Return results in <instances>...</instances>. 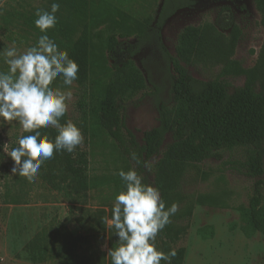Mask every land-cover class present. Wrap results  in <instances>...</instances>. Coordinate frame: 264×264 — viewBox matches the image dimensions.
Returning a JSON list of instances; mask_svg holds the SVG:
<instances>
[{
    "label": "rangeland",
    "instance_id": "obj_1",
    "mask_svg": "<svg viewBox=\"0 0 264 264\" xmlns=\"http://www.w3.org/2000/svg\"><path fill=\"white\" fill-rule=\"evenodd\" d=\"M164 0H5L0 6V50L15 46L20 52L36 44L43 33L36 27L37 9L51 10L60 5L58 22L47 34L60 50L70 53L86 30L94 37L95 27L85 29L92 12L102 3L118 12L115 19L135 35L153 26ZM197 27L206 32L215 46L212 57L188 64L189 73L199 80H226L230 91L255 84L264 96V0H199L194 7L177 11L162 30L165 49L176 55L178 37L184 28ZM102 28V27H100ZM92 77L105 87L113 71L107 61V45L89 42ZM0 58V71H7ZM167 63L155 45H149L134 59L133 70L145 78L147 87L133 93L124 102L127 127L142 141L144 133L158 124L154 86L165 89L168 98ZM54 87L69 90L57 78ZM73 93L69 110L61 123L71 120L81 128L84 142L79 149L88 153L90 173L104 181L88 192L86 199L70 201L52 191L39 177L33 182L12 175L13 161L8 153L22 128L12 122L0 125V264H111L107 255L118 246L113 228L104 223L111 219L115 196L125 190L118 172L132 169L110 137L89 142L84 133L77 102L79 87ZM172 142L167 136L163 153L150 161L149 184L157 187L177 213L191 209L187 233L175 248L185 249L183 264H264V204L259 212L261 230L247 237L240 220L248 206L255 180L243 167L246 153L242 148L221 152L201 164L176 165L164 161V152ZM264 182V176L261 178ZM186 223V222H185ZM213 226L212 238L203 239L198 230Z\"/></svg>",
    "mask_w": 264,
    "mask_h": 264
},
{
    "label": "trees",
    "instance_id": "obj_2",
    "mask_svg": "<svg viewBox=\"0 0 264 264\" xmlns=\"http://www.w3.org/2000/svg\"><path fill=\"white\" fill-rule=\"evenodd\" d=\"M4 1L0 0V6ZM198 1L164 0L154 25L136 34L133 42L129 41L132 34L128 26L115 19L118 11L109 4H100L85 26L90 30L95 27L94 37L85 30L69 53L79 65L78 79L74 81L79 87L77 106L88 141L110 137L132 164V169L143 175L146 184L149 179L145 161L150 162L163 153L169 135L172 142L166 147L164 161L170 164H201L211 158H220L223 151L244 149L243 167L255 182L240 220L245 235L251 237L261 230L259 212L264 204L261 179L264 176V96L256 91L252 82L231 92L226 80L204 81L189 73L188 64L212 57L215 44L203 30L193 26L184 28L178 37L175 56L165 49L162 41L166 21L177 11L194 7ZM93 39L107 45V61L113 73L105 87H99L92 77L88 47ZM149 45L160 50L169 68L170 83L168 98L163 97V87L154 86L151 95L158 111V124L146 131L139 141L127 127L123 111L126 97L147 88L145 78L133 67L135 57ZM41 131L52 139L57 135L56 129L51 127ZM29 134L32 133L23 132L21 136ZM20 137L12 148L19 146ZM132 153L139 158V163L132 158ZM38 177L52 191L70 201L82 202L88 192L104 184L103 180L91 175L88 153L79 147L73 153H56L41 166ZM166 207L170 206L166 203ZM191 217V209L176 213L156 238L159 250L165 253L176 250L171 264H183L185 249L175 248V245L187 233ZM198 234L203 239L212 238L214 227H203Z\"/></svg>",
    "mask_w": 264,
    "mask_h": 264
},
{
    "label": "clouds",
    "instance_id": "obj_3",
    "mask_svg": "<svg viewBox=\"0 0 264 264\" xmlns=\"http://www.w3.org/2000/svg\"><path fill=\"white\" fill-rule=\"evenodd\" d=\"M59 9L55 2L50 11L37 9L34 23L43 34L35 45L24 52L14 45L0 50V58L8 66L7 71H0V125L16 122L23 132L32 133L21 136L19 146L8 153L13 161L12 175L29 182L56 153H73L84 142L83 132L74 122L61 123L69 110L70 86L78 79L79 65L47 34L58 22ZM61 77L69 90L53 86ZM49 127L57 131L54 139L41 131ZM6 145L0 147L5 150ZM132 158L140 162L135 153ZM145 167L151 170L150 162L145 161ZM118 175L125 190L115 196L111 219L103 221L118 238V246L107 252L111 264H171L176 250H159L156 238L171 223L179 205L166 207L160 190L144 183L135 168L121 169Z\"/></svg>",
    "mask_w": 264,
    "mask_h": 264
}]
</instances>
